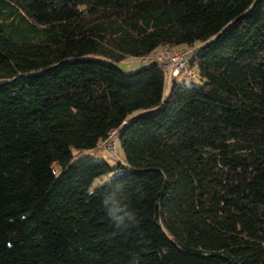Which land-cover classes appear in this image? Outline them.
Masks as SVG:
<instances>
[{
	"label": "trees",
	"instance_id": "1",
	"mask_svg": "<svg viewBox=\"0 0 264 264\" xmlns=\"http://www.w3.org/2000/svg\"><path fill=\"white\" fill-rule=\"evenodd\" d=\"M0 264H264V0H0Z\"/></svg>",
	"mask_w": 264,
	"mask_h": 264
},
{
	"label": "built area",
	"instance_id": "2",
	"mask_svg": "<svg viewBox=\"0 0 264 264\" xmlns=\"http://www.w3.org/2000/svg\"><path fill=\"white\" fill-rule=\"evenodd\" d=\"M189 52L187 48L174 49L169 45H165L162 46L158 52L139 57V59L141 62L153 61L160 63L167 74V82L169 83L173 77L182 76L185 73L192 74L187 63ZM117 142L118 130L114 129L110 132L108 137L101 141L99 147L110 158L116 161H123L116 149Z\"/></svg>",
	"mask_w": 264,
	"mask_h": 264
},
{
	"label": "clouds",
	"instance_id": "3",
	"mask_svg": "<svg viewBox=\"0 0 264 264\" xmlns=\"http://www.w3.org/2000/svg\"><path fill=\"white\" fill-rule=\"evenodd\" d=\"M95 195L94 192L90 193ZM102 204L106 211L107 218L117 230H128L138 226L136 213L125 202H121L116 197L115 191H111L108 195L102 197Z\"/></svg>",
	"mask_w": 264,
	"mask_h": 264
},
{
	"label": "rangeland",
	"instance_id": "4",
	"mask_svg": "<svg viewBox=\"0 0 264 264\" xmlns=\"http://www.w3.org/2000/svg\"><path fill=\"white\" fill-rule=\"evenodd\" d=\"M117 64L124 70V71H132L140 66L143 65V62L140 61V59L136 56H130L127 57L126 59L122 60V61H117ZM201 83V77L197 74V76L190 78L187 80V84L191 85V84H200ZM142 110H136L134 112V114H138L139 112H141ZM117 152L119 153L120 156H122V158L124 157V152L121 146V143L118 141L117 142ZM99 155H103L104 157H106V159L108 160L109 163H113L114 160L110 157H108L107 155H105L104 151L102 149H100ZM57 168V167H56ZM58 171V169H57ZM109 175H105L103 177H100L98 179H96V181L94 182L92 187H96L97 185L105 182L108 179Z\"/></svg>",
	"mask_w": 264,
	"mask_h": 264
}]
</instances>
